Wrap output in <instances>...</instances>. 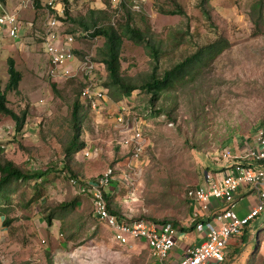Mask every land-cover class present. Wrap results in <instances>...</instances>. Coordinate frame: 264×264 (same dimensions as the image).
<instances>
[{"label": "rangeland", "instance_id": "1", "mask_svg": "<svg viewBox=\"0 0 264 264\" xmlns=\"http://www.w3.org/2000/svg\"><path fill=\"white\" fill-rule=\"evenodd\" d=\"M7 1L8 7L0 4L7 12L18 11L25 29L19 40L0 38V88L6 91L12 61L21 81L18 91L7 92L8 106L17 114L25 112L26 119L18 133L15 121L0 114V158L27 174L41 170L47 175L15 183L0 200V264H153L142 243H117L94 216L90 200L70 185L64 165L86 180L124 165L126 155L119 147L124 134L117 130L116 115L139 116L147 139L143 162L138 168L124 166L116 175L120 181L111 187L112 205L134 219L189 225L192 207L186 191L202 183L205 172L220 168L224 150L235 153L264 130V0H125L126 10L122 0H68L63 28L78 35V55L101 62L103 40L92 38V30L80 24L90 20V10L104 11L101 26L130 22L147 32L161 49V75L203 52L193 72L184 73L154 106L144 91L119 97L108 90L97 111L80 99L81 79L47 74L42 45L48 12L42 1ZM104 66L92 78L102 87L108 78ZM153 66L143 46L124 38L122 76L140 83ZM76 101L82 129L75 143L85 145L68 161L64 146L74 135ZM76 199L80 203L75 211L57 209ZM50 215L55 217L52 225L46 222ZM251 224L250 243L241 242L243 248L231 264H264V212ZM236 245L231 240L229 249L236 250Z\"/></svg>", "mask_w": 264, "mask_h": 264}, {"label": "built area", "instance_id": "2", "mask_svg": "<svg viewBox=\"0 0 264 264\" xmlns=\"http://www.w3.org/2000/svg\"><path fill=\"white\" fill-rule=\"evenodd\" d=\"M40 1H44L43 6L48 12L43 35L47 74L59 80L81 79L84 86L80 99L91 110L97 111L108 92L92 80L102 64L90 56L76 54L78 35L67 33L63 28L67 3L64 0ZM120 1L112 0L113 3ZM17 12L3 11L0 14V38L4 35L20 38L23 26ZM119 110L124 108L119 106ZM125 115L121 112L116 115L117 130L124 134V140H119V147L126 155L125 164L108 168L93 180L70 175V185L79 195L90 200L94 216L112 232L119 245L132 246L131 240L146 244L153 264L225 262L229 241L242 235L245 228L264 212V130L258 131L253 142L241 144L237 152L224 150L220 168L205 172L202 183L186 191L192 207L190 225H195V231L204 238L200 244L188 248L178 261H170V253L176 247L179 235L178 228L171 222L134 219L124 212L118 215L108 209L107 197L113 196L111 187L115 181H120L116 175L124 171V166L138 168L137 165L143 162L146 147L147 139L139 125V116L130 118ZM85 154L89 157L88 151ZM129 179L131 177L125 178V181ZM243 188L254 193L257 200L244 216H240L236 211V195Z\"/></svg>", "mask_w": 264, "mask_h": 264}, {"label": "trees", "instance_id": "3", "mask_svg": "<svg viewBox=\"0 0 264 264\" xmlns=\"http://www.w3.org/2000/svg\"><path fill=\"white\" fill-rule=\"evenodd\" d=\"M1 2L5 3V0H0V3ZM122 6L124 8L123 10L127 9L125 6V0H122ZM182 13L183 12L181 10L180 14ZM103 14H105L104 11L90 10V20H88L87 22H82L80 24H82L84 30H92V38H101L103 40V46L99 49L98 55L101 62L105 65L106 71L108 72V78L104 85L113 94L116 93L119 97H121L122 95H128L137 90L144 91L148 94H151L150 102L154 106L155 103L162 97V95H164L167 91L170 90L171 87H173L175 81L179 80L180 78H184L183 74L186 72L191 74L196 68V64L200 63L199 61L203 52H199L194 57H189L185 61L176 64L171 69L165 70L162 75L159 74L157 65L160 58L161 49L158 46L157 42L153 40V38H151L147 32H144L140 28L132 26L130 22L119 24L118 27L113 25L101 26L99 20L105 18ZM128 17H130V15H128ZM254 22L256 23V25H259L258 19H254ZM124 38L133 41L137 45L143 46L149 53L150 58H152V62L154 64L152 72L148 74L146 76V79L140 83L134 81V78L122 76L121 48L124 43ZM195 58L197 59V61L195 60ZM8 75L9 81L6 91H3L0 88V114L11 117L15 121L16 131L19 133L24 127L26 113L23 112L21 115L17 114L8 106L7 92L18 91L19 83L21 81V73L16 69L12 61H9ZM158 113H160V111ZM71 126L72 132L74 131V135L73 137H70L69 142L64 146V151L66 153L68 161H70L74 152H79L85 145L84 142H81V145L79 144L78 147H76L77 143H75L79 140L82 129L81 105L79 101H76L73 105ZM64 168H66V170L68 169L70 175L78 178L77 176H75L72 170L69 169L67 164L64 165ZM46 173L47 171L37 170L27 174L23 172L19 167H17L14 162L8 159L1 160L0 158V200L6 199L8 197V195L14 190L15 183L21 181L27 182L30 180L38 181L43 179L47 175ZM107 200L109 206L108 209L114 214L121 215V212L113 207L111 197H107ZM79 203V199L73 200L71 202H62L57 206V209L64 212L75 211L76 207L79 206ZM54 219L55 217L53 215L48 216V218H46L47 224L52 225ZM151 220L156 222H171L174 227L178 228L181 231H186L184 227H181L175 221H158L155 219ZM249 226L245 228L243 234L240 235V237L238 236L241 239V242L245 245L247 243H250L251 232L248 230ZM194 227L195 225L192 226L189 230H192ZM235 248L237 249L232 250L230 255L227 256L226 261L221 264H231L230 261L233 259V256L240 254L243 245Z\"/></svg>", "mask_w": 264, "mask_h": 264}, {"label": "crops", "instance_id": "4", "mask_svg": "<svg viewBox=\"0 0 264 264\" xmlns=\"http://www.w3.org/2000/svg\"><path fill=\"white\" fill-rule=\"evenodd\" d=\"M3 5L8 7L9 2L6 0ZM3 5L0 4V8H1V6L3 8L2 10L5 9L3 7ZM253 139L254 138H252L251 142H253ZM256 200H257V196L254 193H252L248 188L241 189L236 195V202H237L236 211L239 213L240 216H244L249 211V209L255 204ZM192 226H194V225L189 224L186 227H184L186 231H181L178 229L179 235H178V239H177V245L172 250V252L170 253V261H178L184 255L185 251L188 248H191L193 246L200 244L201 241L203 240L204 236L200 233H197L195 231V227L192 230H189V229H191ZM261 228H263V227H260V229ZM251 234H252V232H251ZM239 237H235V238L231 239V240L234 239L235 241L237 240L236 247H240V245H241V239ZM231 240L229 241V244H230ZM133 242L136 243L138 241H131L132 246H133ZM229 244H228V255H230L231 250H232V249H229L230 248ZM142 245L144 247H146L147 249H149L146 246V244L142 243Z\"/></svg>", "mask_w": 264, "mask_h": 264}, {"label": "clouds", "instance_id": "5", "mask_svg": "<svg viewBox=\"0 0 264 264\" xmlns=\"http://www.w3.org/2000/svg\"><path fill=\"white\" fill-rule=\"evenodd\" d=\"M66 3L68 2V0H64ZM42 4H44V1H42ZM3 11H5V10H2L1 12H0V14L3 12ZM20 15V14H19ZM66 15H67V13H66ZM21 18V17H20ZM20 21H21V19H20ZM65 21V20H64ZM22 23V22H21ZM22 26H23V24H22ZM24 26H23V30H22V32L24 31ZM67 32V31H66ZM67 33H69V32H67ZM22 34V33H21ZM71 34H73V33H71ZM74 35H76V34H74ZM20 39V38H19ZM19 39H17V40H19ZM77 40V39H76ZM42 47H43V45H42ZM79 52H80V50L79 49H77L76 50V54L78 55L79 54ZM43 53H44V51H43ZM45 55V54H44ZM85 55V54H84ZM83 54L82 55H78V56H84ZM95 61V60H94ZM97 62V61H96ZM98 63H101L102 65H104L102 62H98ZM105 67V66H104ZM82 88V87H81ZM106 88V87H105ZM107 89V88H106ZM108 90V89H107ZM80 93H81V90H80Z\"/></svg>", "mask_w": 264, "mask_h": 264}]
</instances>
